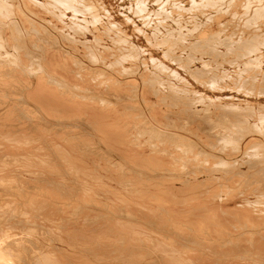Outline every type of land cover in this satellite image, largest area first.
Here are the masks:
<instances>
[{
  "label": "bare ground",
  "instance_id": "1",
  "mask_svg": "<svg viewBox=\"0 0 264 264\" xmlns=\"http://www.w3.org/2000/svg\"><path fill=\"white\" fill-rule=\"evenodd\" d=\"M102 1L0 0V197L13 204L4 210L0 201V264H214L211 256L264 264V109L250 124L248 103L241 116L237 104L219 102L213 118L189 106L219 99L193 89L196 99L184 101L191 116L161 121L166 111L157 115L147 95L170 103L175 91L189 93L167 64L183 60L163 48L170 40L138 44L153 42L158 23L182 39L198 32L202 41L190 46L216 54L224 45L242 65L236 87L264 91V0H135L139 24L128 15L114 22ZM147 3L155 8L147 12ZM235 18L248 27L243 40L223 29ZM102 37L116 44L112 52ZM192 72L194 80L207 73ZM41 227L57 228L48 236L69 250L34 239Z\"/></svg>",
  "mask_w": 264,
  "mask_h": 264
},
{
  "label": "rangeland",
  "instance_id": "2",
  "mask_svg": "<svg viewBox=\"0 0 264 264\" xmlns=\"http://www.w3.org/2000/svg\"><path fill=\"white\" fill-rule=\"evenodd\" d=\"M20 1V0H19ZM40 1H42V0H40ZM88 1H90V2H93V1H95V0H88ZM103 3H104V5H105V8L106 9H108V11L110 12V15H108L107 13L105 14L106 16L108 15V16H110V18H112L111 20H113L114 22H118V23H124L122 20H124V18L126 17V15H128V16H133L132 18L134 19V20H136V23L137 24H139L140 23V20L139 19H137L136 17H139V16H142V14H137V12L136 11H132L131 10V8H134L133 6H136L135 5V3H136V1L135 0H103L102 1ZM155 4H153V3H147L146 4V6H148V8H147V12H149V11H151V10H153L154 8H155V6H154ZM225 6V7H224ZM95 7H96V9H98V6L97 5H95ZM226 7H227V5H222V9H226ZM108 12V13H109ZM159 13H157V14H154L153 16H154V20H156L157 18H159V15H158ZM112 15V16H111ZM145 15V14H144ZM150 16H152V13L150 14ZM79 18H81V15H79ZM42 19H45V20H49L50 18H49V15H47V16H43L42 17ZM228 17H224V18H222V20H221V22L223 23V22H225L226 21V24H227V22H228ZM232 19V18H231ZM237 21H233L234 23H231L230 25H229V27L228 28H223L224 26H220V25H213L210 29L211 30H221L222 28L223 29H225V33L226 34H228V33H231L232 32V30H234V31H236L238 34L236 35V36H233V37H235V38H239V40H243V39H245V36H247L246 35V33H247V28H246V24H240V22H238L239 20L237 19V18H235ZM104 21H106L105 19H104ZM167 23L168 24H170V28H171V30L173 29V28H178V26L177 25H175L174 24V22L173 21H170V20H168L167 21ZM211 23V21H209V20H207L204 24L205 25H209ZM125 26H126V28H125ZM125 26H123V28L125 29V31H126V33L127 34H131V32H132V26L131 25H129V24H125ZM141 26V25H140ZM154 26V25H153ZM217 26V27H216ZM155 27V26H154ZM143 27L141 26V29H142ZM145 28V27H144ZM142 29V30H144V31H147V29L145 28V29ZM156 28V30H152V33L154 34V37L155 38H152L151 40H153V42H150V41H146V40H144L142 37H140V39H139V42H138V44L139 45H141V47L143 48V49H145V48H151V45L150 44H157V43H159V42H163V41H165V40H170V44L169 43H167V47H163L164 49H168L169 51H171L173 54H175L176 56L177 55H179V56H181V59L183 60V62L181 63V65L182 66H180V65H178L179 63H177V62H175V63H173L172 64V62L169 64V63H167L172 69H174V70H177V71H179V73L182 75V77L183 78H185V80L187 81V86H190V87H188L189 88V93H184V92H182V91H175V93L174 94H176V92L178 93V94H176L175 96L176 97H178V98H174V94L172 93V94H170L171 96H173V97H170L171 99V104L170 103H162L161 102V99H160V97H158L159 95H156L155 97H154V94H152L151 95V92H150V94L148 93V95H147V98L149 99V100H151V102H155V103H157L158 102V104H157V106L158 107H156L155 106V108H156V111H160V109H161V111H160V113H164L165 111V115L166 116H163V117H165V118H163L162 117V114H160L159 113V111L157 112L158 114L157 115H159L158 116V119H160L159 117H161V121H165V119H168V118H172V119H177V117L176 116H174V115H182V116H184V117H186V115H187V117H188V115H190L191 116V111H190V109H188L189 107L191 108V110L193 109H195L194 111H199V113H205V115L207 114V112H210V116H211V114L213 113V114H215V113H217V114H215L214 116H213V114H212V116H213V118H215V116L216 115H218V112H220L218 109H216V108H214L215 106H216V103H217V105H218V103L219 104H222V105H229V103L230 104H232V105H238V106H240L241 108H240V110H242L241 112H243V113H241L240 112V114H241V116L242 115H244V113H245V107H247V104L246 103H248V105H250L251 106V109H250V107H249V109H250V111L252 110V111H254V112H252V113H255V114H252V113H250V111H249V109H248V111L246 110V112L247 113H249V114H246L244 117H246L247 118V120L249 121V122H247V123H250V124H254L253 122H257V119H258V116L259 115H261L262 113H260V112H262L263 110L262 109H264V91H259V89H258V84H255V83H252L250 86H253V89L251 90V87L249 86V84H247L246 85V89L245 88H243L242 87V85H240V87L238 88V87H236V84H235V79H236V74L238 73V71L239 70H241L242 69V65H238V64H231L230 63V60L232 59H234L232 56H228L229 54L226 52V47L224 46V45H222V44H220L219 43V45L217 46V53H218V55H217V53L216 54H213V53H208V52H205V50L204 49H199V48H194L193 46H190L191 44H196L197 42H200V41H202V39H201V37H199L198 36V32H196V33H193L192 35H189V36H186V39H182V36L181 35H175V34H172V33H170L169 32V29L168 28H164V27H162V25H160V23H158V26L157 27H155ZM202 28V27H201ZM46 29L48 30V31H51V33L53 34L54 32L50 29V26H49V24H47L46 25ZM198 30V29H197ZM103 38V37H102ZM232 38V37H231ZM103 43H102V45H103V47H106V48H108L110 45H111V47L109 48L110 49V51L112 52V50H111V48L113 49V47L114 48H116L114 45H116V44H111V40H109L108 38L106 39V38H103ZM144 40V41H143ZM106 41V42H105ZM109 44H108V43ZM108 44V46L106 45V44ZM112 43H114V41H112ZM216 44V43H215ZM104 45H106V46H104ZM169 45V46H168ZM113 46V47H112ZM108 49V50H109ZM158 52V53H157ZM215 53V52H214ZM221 53V55H219ZM223 53V54H222ZM224 53H226V54H224ZM161 55H162V52H161V50H159L158 48H155V50L153 51V56H155V57H157V58H159V57H161ZM213 55H214V57H213ZM216 56V57H215ZM225 56H226V59L228 58V60L229 61H227L226 59H225ZM232 57V58H231ZM224 58V59H223ZM111 59V58H110ZM215 59V60H214ZM224 60V61H223ZM207 62V63H205V65H204V63L203 62ZM211 62V63H210ZM229 62V63H228ZM209 63V64H208ZM201 64L204 66V68L201 66ZM236 65V66H235ZM217 66H219V67H217ZM220 66H221V68H220ZM233 66V67H232ZM238 66V67H237ZM93 67H95V66H93ZM179 67H181V68H184L185 69V71L183 70V69H181V68H179ZM215 67V68H214ZM100 68H102V69H105V70H107V71H109V68H107V67H100ZM201 70V71H203V73H205L206 71H207V73H206V75L203 77V78H201V79H203V80H200V73H198L199 74V78L198 79H196V80H194L192 77H193V72H192V70ZM202 68V69H201ZM211 68H214V69H211ZM218 68V69H217ZM237 68V69H236ZM94 69V68H93ZM204 69V70H203ZM217 69V70H216ZM261 71H262V73H263V76H264V64H261V68H259ZM188 71V73H187V71ZM211 70H212V72H211ZM237 71V73H234V71ZM249 69H247L245 72H244V75H243V77L242 78H244V76L247 74V71H248ZM210 71V72H209ZM226 71V72H225ZM214 72V74H212ZM223 72L225 73V75L227 76H225L224 78H223V76H221V78H220V75H221V73L223 74ZM253 72V73H252ZM251 72V74H254L255 72H256V70H255V72L254 71H252ZM192 73V74H191ZM250 73V72H249ZM167 76V75H166ZM211 76H213L214 78L215 77H217L215 80H216V84L213 86V87H211L212 86V84H213V82L215 81V80H211ZM231 76V77H230ZM248 75H246L245 77H247ZM130 77H132V78H134L133 76H130ZM219 77V78H218ZM169 77H165L164 76V74H161V80L163 81V79H164V82L165 81H168L170 84H173V85H175L177 88H181L182 87V83H180V82H178V81H176V80H173L172 78H169ZM230 78V79H229ZM166 79V80H165ZM220 79H221V81H220ZM232 79H234V81H232ZM189 80V81H188ZM175 81V82H174ZM203 82V83H202ZM233 82H234V84H233ZM178 83V84H177ZM179 85V86H178ZM164 86H165V88L164 89H162V91H165V93L166 92H169V89L167 88V85L164 83ZM193 87V88H192ZM214 87H216V88H214ZM196 90V91H198V92H200V94H201V96L204 98V99H214V100H217V99H219V100H217V101H214V102H211V103H213L212 105H211V103L208 101H204V100H201V102L202 103H200V104H202V105H200V104H198L200 101H198V103H196V102H192V103H194V106L192 105V107L191 106H189L188 107V105L189 104H187V103H185V102H188L189 100H190V98H192L191 99V101L192 100H195L196 99V96L194 97V94L193 93H190V91L191 90ZM168 90V91H167ZM180 92V93H179ZM182 92V93H181ZM185 95H184V94ZM181 95V96H180ZM185 96H186V98H185ZM192 96V97H191ZM182 99H181V98ZM189 97V98H188ZM155 98H159V99H155ZM164 98V97H163ZM174 98V99H173ZM187 99V101L186 100H183V99ZM140 99V98H139ZM173 99V100H172ZM175 99H177V100H175ZM157 100H159V101H157ZM169 100V99H168ZM169 100V101H170ZM181 100V101H180ZM4 102H6V100H3ZM185 101V102H184ZM190 101V102H191ZM2 102V101H1ZM161 102V103H160ZM246 102V103H245ZM179 103V104H178ZM209 103V104H208ZM240 103V104H239ZM166 104V105H165ZM175 106H174V105ZM185 104H186V106L188 107H186L185 106ZM196 104V105H195ZM246 104V105H245ZM257 104V105H256ZM162 105V106H161ZM173 105V106H172ZM185 107H184V106ZM204 105V106H203ZM207 105V106H206ZM208 105H210V108H208L209 106ZM262 106L261 108L259 107V106ZM167 106V107H166ZM184 107L183 108V111L181 110L182 108L181 107ZM199 106V107H198ZM206 106V107H205ZM213 106V107H212ZM231 106V105H230ZM252 106H253V108H252ZM161 107V108H160ZM195 107V108H194ZM244 107V108H243ZM259 107V108H258ZM158 108V109H157ZM186 108H187V111H188V114L186 113V114H184L185 112H187V111H185L186 110ZM208 108V110L209 111H207L206 109ZM258 108V109H257ZM166 109V110H165ZM178 109H180V111H178ZM202 109H203V112H202ZM204 109H205V111H204ZM262 111H261V110ZM258 110V111H257ZM173 112V116L171 115V113ZM190 111V112H189ZM169 112V113H168ZM177 112H179V113H177ZM180 112L182 113L183 112V114H180ZM225 111H223V113H224ZM2 113V111L0 112V114ZM156 113V112H155ZM167 113V114H166ZM190 113V114H189ZM260 113V114H259ZM163 114V115H164ZM170 114V115H169ZM220 114V113H219ZM228 116L230 115L231 117H233V115H232V113H226ZM259 114V115H258ZM169 117H168V116ZM249 115V116H248ZM250 115H251V119H250ZM255 115V117L254 118H252L253 116ZM171 116V117H170ZM229 116V117H230ZM235 116V115H234ZM240 116V115H239ZM257 116V117H256ZM168 117V118H167ZM176 117V118H175ZM194 117V118H193ZM193 117H190L191 118V121H190V118H189V121L191 122L190 124L191 125H194V121H195V115H193ZM164 119V120H163ZM193 119H194V121H193ZM256 119V120H255ZM254 120V121H253ZM192 121H193V124H192ZM31 122V121H30ZM23 125V124H22ZM32 127L33 128V126H34V124H33V120H32V122H31V124H29L28 125V127ZM28 127H26L25 126V128H27V129H29ZM31 127H30V129H31ZM192 127V126H191ZM205 131H206V129H204ZM211 131H213V129L211 130ZM205 137V136H204ZM250 137V136H249ZM249 137H247V138H245V139H243V141H242V143H241V145L244 143V141H247V140H249ZM251 137H253V138H258L259 137V135H252ZM168 145H170V144H168ZM251 150V149H250ZM229 182V181H228ZM228 182H226L227 184H228ZM218 185H219V183H215L214 184V186L215 187H218ZM240 186V185H239ZM244 186V185H243ZM249 186V185H248ZM251 186V185H250ZM242 187V186H241ZM1 199H0V201H1V204H3V199H4V197H0ZM3 198V199H2ZM5 200V203H4V207H3V209L4 210H7V209H9L7 206H9V205H7V204H10L11 205V208H12V202H10V200L8 201L6 198L4 199ZM7 201H8V203H7ZM2 206L3 205H1V208H2ZM6 206V207H5ZM3 209H1V210H3ZM0 210V213H1V215H0V218H1V220H2V222H3V219L2 218H5V217H7L6 216V213H4V211H1ZM6 212V211H5ZM14 212V215L12 214ZM4 213V214H3ZM12 213H11V216H13V217H16L15 215L17 214L15 211H12ZM20 213V212H19ZM18 213V214H19ZM3 214V215H2ZM20 217L22 216V217H27L26 216V214L25 215H23L22 213L19 215ZM40 216V215H39ZM38 216H36L35 218H37ZM41 218H42V216H40ZM29 218V217H28ZM41 218H37L38 220H36V221H38L39 223L42 221L43 223H45V221L44 220H41ZM1 220H0V222H1ZM5 220V219H4ZM42 222H41V224H42ZM40 228V227H39ZM49 228H53V230H51V229H42V227H41V229L42 230H44V231H46L45 233L47 234H45L44 233V231H43V233L45 234V236L43 237V235L44 234H42V230L41 229H38L39 230V234L37 235L36 233V235H37V237H35V236H33V238L34 239H39V240H43V243L44 242H46L47 243V245H46V243H44L46 246H50V245H48V243L49 244H52L51 242H54L53 243V245H54V247L55 248H59V246H60V248L61 247H63L64 249L66 248L67 250H69V247H67V246H65V245H60V243H58L57 241H55V239H53L52 238V236H51V238H52V240L50 239V236H48V235H50V234H53V231H54V233L55 232H57L58 231V229L56 228V229H54L55 227H49ZM41 230V231H40ZM49 230H51L52 232L50 233L49 232ZM56 230V231H55ZM37 233H38V231H36ZM42 235H41V234ZM50 233V234H49ZM46 236H48V237H46ZM46 237V239H44ZM43 238V239H42ZM48 239H50V242L48 241ZM56 242V243H55ZM53 245H51V246H53ZM33 246V245H32ZM34 248V247H33ZM33 250L31 247H30V249H29V251L27 252L28 254V256L30 255L29 253H31V251ZM57 250V249H56ZM81 255H82V253H80ZM31 256V255H30ZM211 258H212V260H209V263H211L210 261H214L215 263L214 264H223L224 262H226V264H227V258H223L222 260H219L218 262H217V259L216 258H213L212 256H211ZM230 257H228V259H229ZM233 258H234V261H236L235 263H234V261H233ZM237 258V259H236ZM236 259V260H235ZM226 260V261H225ZM232 260V261H231ZM238 260H241L240 261V263H243L244 262V260L243 259H238V257H232V259L230 258L229 259V264H232V263H234V264H240L239 263V261ZM221 261H224V262H222L221 263ZM238 262V263H237ZM213 264V263H212ZM225 264V263H224Z\"/></svg>",
  "mask_w": 264,
  "mask_h": 264
}]
</instances>
